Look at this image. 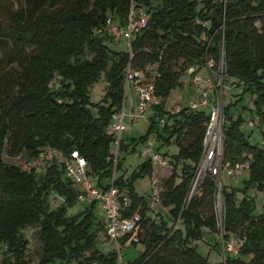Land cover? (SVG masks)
I'll use <instances>...</instances> for the list:
<instances>
[{"label": "trees", "instance_id": "obj_1", "mask_svg": "<svg viewBox=\"0 0 264 264\" xmlns=\"http://www.w3.org/2000/svg\"><path fill=\"white\" fill-rule=\"evenodd\" d=\"M18 1L17 11L5 12L10 26L0 28V264H31L23 235L27 228H37L42 243L37 264H118L117 251L104 253L97 248L95 202L77 215H68L78 202V191L61 166L23 171L3 157L32 159L45 147L65 157L77 151L87 162L88 175L103 187L112 175L107 160L112 142L109 128L123 103L122 72L128 64L147 78L152 76L154 94L163 100L182 85L179 79L189 68L198 71L212 61L214 71L222 69L224 84L241 85V93L253 97L252 116L262 129L264 0ZM132 3L148 14L147 27L134 37L130 53L114 52L107 46L109 38L97 30L112 16L124 25ZM102 75L106 90L92 111L89 88ZM55 80L57 86L52 87ZM230 107H222V159L249 161L245 189L253 184L264 190V148L239 130L242 119L232 120ZM155 111L173 121L163 130L169 132L166 142L174 137L178 148L168 160L173 171L160 193L170 218L152 221L146 200L134 190L135 178L152 175L150 161H143L131 178L116 173L119 193L129 198L120 216L138 215L137 224L144 229V237L131 242L141 244L143 250L125 264H210L193 244L204 229L220 232L223 243L235 237L241 242L236 255L223 249L224 261L215 264H264V214H253L245 189L239 199L236 189L221 187L220 221L214 209L215 178L208 172L198 194L185 203L201 161L208 111L181 107L170 115L163 101ZM156 124L151 119L148 132ZM131 142L135 144L134 139ZM125 149L122 139L120 153ZM120 166L119 156L117 171ZM51 192L63 199L55 209L48 207ZM170 221H180L182 229L171 227ZM129 239L127 234L119 244Z\"/></svg>", "mask_w": 264, "mask_h": 264}, {"label": "built area", "instance_id": "obj_2", "mask_svg": "<svg viewBox=\"0 0 264 264\" xmlns=\"http://www.w3.org/2000/svg\"><path fill=\"white\" fill-rule=\"evenodd\" d=\"M149 16L143 8H137L134 3L131 4L129 15L124 25H119L112 18H107L105 24L97 30V34L106 35L113 41L123 39L129 53L134 37L140 35L147 27ZM204 67L209 74L203 77L198 74L195 67L187 70L191 76V85L199 90V99L188 106L192 110H206L209 113V119L206 124V131L203 138V150L199 169L194 178L190 191L186 196L185 203L189 202L191 197L198 194L203 175L208 172L215 178L217 194L220 195L222 184L219 179L238 178L249 171V161H239L235 163L225 162L221 155V144L223 140V127L225 124L222 115L223 96L228 91V87L223 83L222 69L219 72L214 71L213 62L208 61ZM151 70V69H150ZM220 74V77L216 76ZM124 99L121 108L111 117L110 132L112 142L107 160L112 163V175L109 177L103 187L95 182L88 175V165L86 160L81 157L77 151L71 152L68 157L63 156L59 151L45 147L39 151L36 157L28 159L22 166L23 171H29L33 167H48L58 165L63 168L65 177L72 183V186L78 191V202L88 200L95 202L104 212L105 230L108 239L119 248V240L129 234L139 221V216L134 215L131 218L123 219L120 216L121 210L129 206V198L123 193H119L115 185L116 173L119 163L120 147L122 133L126 130V120L132 125H136L140 120L154 119L162 127L166 125L168 115H156L155 108L161 105V99L154 94L152 76L147 78L141 71L131 68L128 64L122 72ZM131 87L135 100L134 105H127L126 92ZM180 106L173 108L168 113L175 115L180 111ZM151 117H148V114ZM259 145L264 148V137ZM143 161H150L152 166L165 168L169 166L166 160L158 152H152L144 149L141 152ZM161 189L158 188L157 181L151 183L150 202L147 203L149 212H157L158 207H162L160 197ZM231 243H227V252L232 255L237 254L241 245L239 240L232 238ZM118 261L121 264V256L118 251Z\"/></svg>", "mask_w": 264, "mask_h": 264}, {"label": "rangeland", "instance_id": "obj_3", "mask_svg": "<svg viewBox=\"0 0 264 264\" xmlns=\"http://www.w3.org/2000/svg\"><path fill=\"white\" fill-rule=\"evenodd\" d=\"M18 2V0H0V28H7L10 26L9 18L7 17V14H5V12L6 9H10L13 12L17 11L19 7ZM155 3L157 2L153 1L154 5ZM112 17L114 18L113 20L117 23V17ZM109 40L110 41L107 42V46L112 51L127 52L129 50L126 42L123 39H121V41H113L109 38ZM198 74L206 77L208 76L209 72L206 67H201L198 70ZM216 76L220 77V74L218 73V75ZM179 81L182 83V85L170 90L167 97L163 100L161 99V101H163V109L166 112L171 111L177 106L188 107L190 103L197 102L199 99V90L192 87L191 76L188 73L183 74L180 77ZM224 82L229 89L223 96V108L231 104L229 114L231 115L232 120H236L238 117H240L242 119V122L239 125V130L248 135L249 140L252 143L259 144L260 140H262L264 136V127L262 129L258 128V120L256 117L252 116L254 110L253 97L249 92L241 93V85L235 86V84L232 82ZM106 85V80L102 75L101 78L89 88V99L91 103L90 109L92 111L96 110L94 105H97L103 98L106 90ZM56 86L57 80H55L52 84V87ZM126 96L127 105H134L135 96L131 87H128ZM147 114L148 117H151L150 113ZM172 125L173 121L171 119H168L166 122V126L171 127ZM149 126V119L140 120L136 123V125H132L128 120H126V130L122 133V139L124 141L126 149L122 150L120 153L121 166L117 171V176H123V178L125 179L131 178L137 167L143 162L141 152L144 149H149L152 152H158L161 155H164L166 160H169L172 155L177 154L178 148L174 142V137H171L170 142L167 143L166 139L169 137V132L164 131L161 124L157 123L156 126L152 130H150V132H148ZM142 137L144 139L140 140ZM132 139H134L135 144L131 142ZM3 160L9 164H15L21 167L28 159H26L23 155L17 159H8L6 157H3ZM39 168L41 170H44L42 166H37V169ZM172 171L173 170L171 164H169V166L165 168L152 166V175L144 174L142 177H138L133 180V187L135 192L138 195L143 196L146 202L149 203L152 181H157L158 188L162 189L164 187L165 181L171 176ZM204 176L205 175H203L202 179L204 178ZM248 180V172H245L241 177L238 178L226 177L223 179H219L222 186H228L236 189L237 197L239 199L242 197V189H245L246 182ZM245 192L247 194V197L252 201L253 214H264V190H260L255 185L250 184L245 189ZM47 200L49 209H55L63 202V199L54 192L49 193ZM90 203L91 202L88 200L75 203L68 209V215L72 216L79 214L80 212L84 211L86 207H89ZM214 209L220 221V216L222 214L221 194L219 196H215ZM168 213V208L158 207L157 212H150L148 215L152 221L158 223L161 219L169 220L170 217ZM93 214V230L95 229V227L99 229L97 233V248L100 251L104 253L110 251H119V254L122 258L121 264H125L126 262L131 261L139 255V253L143 250L142 245L139 243L132 244L131 242L144 237V229L140 225L136 224L134 229L129 233L130 239L127 240L123 246L119 244V248H117L108 239L105 230L104 212L99 205L95 206ZM169 224L171 227L182 229L180 221H170ZM23 235L28 241L26 252L27 258L30 260L31 264H37L41 255L42 247V243L38 235V229L27 228L23 231ZM235 240H238L237 237H235ZM229 243H231V241H229ZM193 244L196 246L198 253L206 258L210 264L224 261L223 249L226 250L228 244L223 243V238L220 232L213 233L207 229H204L202 237L199 240L195 241Z\"/></svg>", "mask_w": 264, "mask_h": 264}]
</instances>
